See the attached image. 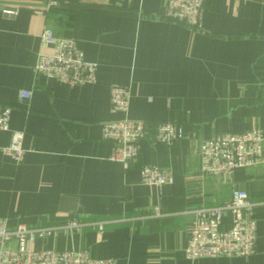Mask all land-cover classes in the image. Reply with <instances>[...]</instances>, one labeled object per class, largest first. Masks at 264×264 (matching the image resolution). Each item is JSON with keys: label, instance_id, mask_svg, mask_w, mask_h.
I'll return each instance as SVG.
<instances>
[{"label": "crops", "instance_id": "0c3cea01", "mask_svg": "<svg viewBox=\"0 0 264 264\" xmlns=\"http://www.w3.org/2000/svg\"><path fill=\"white\" fill-rule=\"evenodd\" d=\"M167 0H0V103L13 106L0 129V217L10 227L84 224L37 239L33 248L86 249L116 264H264V161L232 179L201 171L204 140L259 127L264 133V0H206L200 27L165 18ZM77 40L97 81L68 84L36 73L41 32ZM128 85L127 111H114L111 85ZM31 97L19 102V91ZM131 118L178 125L171 145L141 140L125 168L111 159L103 124ZM24 132L23 159L4 147ZM172 171L162 187L141 180L142 165ZM244 189L257 202L256 247L248 255L189 259L190 210ZM64 197L75 198L62 204ZM160 207L161 215H153ZM232 214L222 218L229 228ZM104 224L99 229V224Z\"/></svg>", "mask_w": 264, "mask_h": 264}, {"label": "built area", "instance_id": "2783aa9c", "mask_svg": "<svg viewBox=\"0 0 264 264\" xmlns=\"http://www.w3.org/2000/svg\"><path fill=\"white\" fill-rule=\"evenodd\" d=\"M206 0H167L165 18L200 27ZM42 50L34 66L36 73L56 78L68 84H86L97 81V64L85 60L77 40L58 34L53 27L46 26L41 32ZM19 102L31 97L30 90L19 91ZM131 92L128 85H111V105L114 111H127ZM12 105L0 103V129H9ZM150 137L155 143L174 144L178 138V125L172 121H160L152 132L144 120L121 118L103 124L102 139L112 146L111 159L120 161L125 168L137 159L140 143ZM24 132L14 130L11 142L4 151L20 162L26 149L23 144ZM201 171L222 175L232 179L240 167L257 165L264 161V133L259 127L244 131H226L214 134L203 141L200 148ZM141 180L145 184L162 187L173 181L172 171L157 165H142ZM257 202L250 199L244 189L233 190L232 198L211 206H197L190 210L192 222L185 249L187 258L242 256L251 254L256 247V219L254 211ZM232 214L229 228L222 227V218ZM160 207L154 208L153 215H161ZM84 223L77 218L62 225L28 226L19 224L10 227L0 217V264H116L111 258L92 257L86 249H40L32 244L39 238L53 236L75 228L80 230ZM104 224H99L103 229Z\"/></svg>", "mask_w": 264, "mask_h": 264}, {"label": "water", "instance_id": "95a60500", "mask_svg": "<svg viewBox=\"0 0 264 264\" xmlns=\"http://www.w3.org/2000/svg\"><path fill=\"white\" fill-rule=\"evenodd\" d=\"M0 8L4 9L5 11H15L16 7L13 6L12 4L6 3V2H0ZM68 202H71V207L72 209H77V200L75 198H70V197H64L62 199V204H67Z\"/></svg>", "mask_w": 264, "mask_h": 264}]
</instances>
